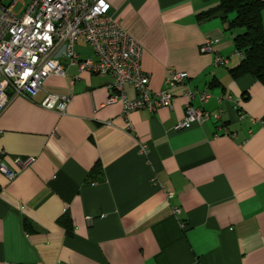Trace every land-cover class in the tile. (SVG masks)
Segmentation results:
<instances>
[{"label": "crops", "instance_id": "1", "mask_svg": "<svg viewBox=\"0 0 264 264\" xmlns=\"http://www.w3.org/2000/svg\"><path fill=\"white\" fill-rule=\"evenodd\" d=\"M108 2L141 44L153 89L169 70L188 77L171 89V108L127 116L106 103L112 77L67 60V75H50L32 100L12 97L0 112V161L16 170L15 157L35 160L13 179L0 170V264H264V84L231 76L241 58L232 33L200 16L218 0ZM206 37L225 64L201 51ZM74 50L93 56L83 41ZM185 87H209L192 104L223 108L222 120L176 128ZM48 93L70 96L63 113L39 105ZM224 94L240 97L238 108L217 100Z\"/></svg>", "mask_w": 264, "mask_h": 264}, {"label": "built area", "instance_id": "2", "mask_svg": "<svg viewBox=\"0 0 264 264\" xmlns=\"http://www.w3.org/2000/svg\"><path fill=\"white\" fill-rule=\"evenodd\" d=\"M109 10L108 0H0V112L14 96L32 100L50 75L66 76L62 60L76 65L78 71L112 77L106 84L111 90L106 103H120L125 116L134 110L152 112L171 108V89L185 82L187 73L169 70L163 88L153 89L150 73L141 67V44L122 28ZM79 41L92 47L93 56H78L74 47ZM217 42L215 37H206L200 47L203 52L213 53V66L228 60L216 51ZM126 85L136 92L134 98L127 97ZM183 94L186 97L184 116L176 128H186L210 117L216 122L222 120L223 108L210 113L192 104L196 97L206 102L211 95L209 87L200 90L185 87ZM69 99V95L48 93L39 105L63 113ZM217 100L234 102L238 108L241 98L224 94ZM218 126L229 133L223 123ZM141 151L146 153V145L141 146ZM34 160L33 156L15 157L16 170L0 161V170L8 179H13L20 166H28ZM164 190L168 198L173 195V191ZM173 212L178 213L179 209L174 207Z\"/></svg>", "mask_w": 264, "mask_h": 264}, {"label": "trees", "instance_id": "3", "mask_svg": "<svg viewBox=\"0 0 264 264\" xmlns=\"http://www.w3.org/2000/svg\"><path fill=\"white\" fill-rule=\"evenodd\" d=\"M200 16L221 18L232 33L234 50L241 58L229 69L231 76L250 74L264 84V0H218Z\"/></svg>", "mask_w": 264, "mask_h": 264}, {"label": "water", "instance_id": "4", "mask_svg": "<svg viewBox=\"0 0 264 264\" xmlns=\"http://www.w3.org/2000/svg\"><path fill=\"white\" fill-rule=\"evenodd\" d=\"M7 92L9 93V92H10V90L8 89V90H7Z\"/></svg>", "mask_w": 264, "mask_h": 264}]
</instances>
